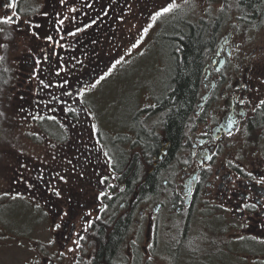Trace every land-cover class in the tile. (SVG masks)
<instances>
[{
	"label": "flooded vegetation",
	"instance_id": "obj_1",
	"mask_svg": "<svg viewBox=\"0 0 264 264\" xmlns=\"http://www.w3.org/2000/svg\"><path fill=\"white\" fill-rule=\"evenodd\" d=\"M6 2L0 0V16L11 11L3 7ZM102 2L87 0L92 7L82 8L86 24L97 20L93 31L101 28L98 24L102 20L99 17ZM55 4V0H18L20 28L13 31L16 25L11 28L0 25L5 29L0 33V42L8 45L0 48V56L5 57L0 61V98L6 92L13 94V105L32 115H47L52 111V105L45 106L50 100L48 92L55 91L59 95V90H40L37 94L36 81L30 80L33 60L27 49L38 53L41 41L28 36L23 21L42 20L39 12L52 13L56 10ZM189 6L179 8L178 20L167 15L166 24L173 22L170 29L175 24L174 29L184 30L199 23L195 7ZM239 10L244 35L236 40L234 27L228 25V31L219 36L205 66L200 101L183 142L172 152L163 137L162 125L154 123L158 114H154L153 109L158 98L151 106L136 108L130 121L114 126L112 133H109L111 127L83 116H67L61 123L54 117L49 119L48 115L42 121L29 119L37 128L34 137L48 142L53 153L31 162L33 165L29 167L36 175L32 181L28 182L23 175H26L25 169L18 166V183L4 185L6 192L0 191V231L16 238L19 244L9 245L22 246L28 258L26 264H154V251L158 240L169 233L171 217H180L185 224L194 214L229 234L231 240L238 242L241 252L257 254L246 256L249 264H264V243H261L264 227L260 226L264 215L239 207L245 197H251L249 203L256 198L264 202V187L253 181H247V189L239 181V187H233L228 179L237 172L228 165L229 159L256 175H264V108L253 110L259 99H264V85L259 83L264 76V0L253 1V4L243 0ZM212 19L215 18L206 20ZM97 72L76 89L82 91ZM71 81L74 82L73 76ZM256 88L260 91H254ZM241 98L245 100L243 105ZM62 100H67L79 114L83 113L76 100L68 97ZM68 104L55 103V110L66 109ZM4 122L0 119V138L8 140L10 134L3 128ZM92 125H96L97 131ZM155 135L160 139L157 150L153 148ZM58 149L62 153L59 154ZM53 154L56 161L51 159ZM237 155L239 160H236ZM205 156L212 159L205 160ZM56 171L68 177L67 184L54 179ZM101 179L105 181L103 184L99 183ZM49 183L60 188L61 198L49 191ZM101 191L105 196L98 199ZM16 199L26 200L33 206L35 225L25 233L6 223V204ZM64 212L68 215L61 220ZM89 212L91 217L87 215ZM97 216L100 219H96ZM88 220L93 221L92 227L83 232ZM57 223L61 228L53 231ZM74 231L80 232L86 240L81 241V250L67 253V247L73 246L69 238H76ZM51 239L57 243L49 245ZM149 244L153 247L148 248ZM9 245L0 241V250ZM61 251L66 255L59 256ZM162 260L169 263L167 259Z\"/></svg>",
	"mask_w": 264,
	"mask_h": 264
},
{
	"label": "rangeland",
	"instance_id": "obj_2",
	"mask_svg": "<svg viewBox=\"0 0 264 264\" xmlns=\"http://www.w3.org/2000/svg\"><path fill=\"white\" fill-rule=\"evenodd\" d=\"M210 1H213L212 4ZM238 1L188 0L186 3L185 0H175V3L179 8L185 5L195 7L196 19L220 17L222 24L220 35L228 31V25H232L234 38L240 40L244 34L240 25L242 15L238 9ZM167 2L170 0H103L99 15L102 20L98 24L101 28H96L94 31L91 30L92 28L88 29L89 35L82 33L80 43L76 46V52L82 53L79 58L84 61V67L75 75V88L77 84L86 83L93 72L98 71L83 88V90L87 88L88 91L83 97V102L80 103L83 113L79 114L78 110L75 111L78 117L96 119L103 126L111 127L109 133H112L114 126L130 121L136 108L151 106L167 89L173 75L170 40L176 35L177 30H181L174 29L177 24L172 29L169 28L173 22L166 24L167 15L153 20ZM82 8L78 13L77 21L81 26L86 24ZM221 8L224 10L221 11ZM178 15V11L169 14L175 19ZM145 29L147 32L144 31ZM89 39H93V44H90L95 48L89 47L90 44H87ZM68 40L71 41L72 38L68 37ZM117 60L121 63L116 64ZM101 76L104 79L95 88H90L89 86ZM2 95L0 112L4 115L0 116V119L5 120L3 128L10 134L8 140L0 138V191L4 193L7 188L4 189V185L18 183L16 180L19 176V173H16L18 166H26L23 167L26 175H23L30 182L36 176L34 170L29 167L33 165L31 162L37 161L41 156L50 155L53 151L50 150L48 142L34 137L37 128L30 124L29 119L32 114L30 112L28 114L25 110L19 111L16 105H13V94L6 92ZM47 115L60 122L61 119L69 116V113L59 109L48 111ZM47 115L41 114L43 117ZM154 123L161 124L160 115L156 116ZM62 150L65 152V147ZM60 153L62 152L59 151ZM29 159L30 161L27 162L26 160ZM6 206L8 212L5 210L4 215L8 216L6 223L9 226L24 233L34 227L35 217L30 202L16 199L8 202ZM183 222L180 217H171L170 231L158 240L159 244L154 251V264H166L162 259H167L168 264H176L177 261L172 254L178 256L177 264H198L203 259L216 264L218 252L228 255V259L218 261V264L231 262L233 259H240L241 264H249L250 260H247L246 256L257 255L249 251L241 252L243 250L238 242L231 240L229 234L213 228L209 220H203L196 214L185 224ZM2 240L6 245L12 242L19 244L16 238L13 239L10 234L0 231V241ZM167 250H170L169 253ZM24 252L21 245L1 248L0 264H26L28 258Z\"/></svg>",
	"mask_w": 264,
	"mask_h": 264
},
{
	"label": "snow or ice",
	"instance_id": "obj_3",
	"mask_svg": "<svg viewBox=\"0 0 264 264\" xmlns=\"http://www.w3.org/2000/svg\"><path fill=\"white\" fill-rule=\"evenodd\" d=\"M56 2V10L52 13L48 11L39 12V15L42 17L40 21H34L32 19L24 20L23 23L27 25L26 32L30 38H35V40H40L41 44L37 47L39 48V52L37 53L32 48H28V55L33 60V68L30 76V80L36 81L37 88L36 92L39 93L40 90H59V95L56 94L55 91H49L48 95L50 96V100L45 103V106L52 105L53 110H55V103L60 104H68L67 100H62V97H68L70 99L76 100L77 103L83 102V97L88 91L85 88L83 91L79 89H75V85L71 81V77L76 75L83 67L84 61L79 57L82 53L76 52V46L80 43L81 34L86 33L88 29L92 28L93 25L96 24V20L92 19L91 23L84 24L81 26L77 23L79 16L78 13L81 10V7L86 6L88 8L92 7V4L87 3V0H55ZM187 3L188 0H185ZM4 8L11 10L10 12H6L5 15L0 16V25L8 26L11 28L12 25H16L13 31H16L20 28V18L18 16V0H7V2L3 5ZM179 10V5L175 3V0H170L164 6L161 7L160 11L156 13L153 17V20H156L159 17L172 14L175 11ZM221 11L224 9L221 8ZM39 11V10H37ZM107 15V13H105ZM49 25V27L45 28V25ZM40 30V31H38ZM5 31L4 28L0 27V33ZM41 31L44 32V35H41ZM147 32V29L144 30ZM68 37H71L72 40L69 41ZM8 36H5V39H8ZM8 45L0 42V48H7ZM236 47H239L237 45ZM59 49L60 51H57ZM5 59L4 56H0V61ZM121 61L117 60L116 64H120ZM115 67V65H113ZM6 71V69H5ZM104 77L101 76L100 79L96 80L95 83H92L89 87L95 88L97 84L103 80ZM77 82L79 83V77H77ZM261 85H264V76H262L259 80ZM247 88V86H245ZM74 89L77 93L74 96ZM254 91L259 92L260 89L256 88ZM245 100L241 98L240 104L243 105ZM248 103L251 104L252 101L248 100ZM256 108H264V99H259L258 103L255 104L253 110ZM67 113H74L76 109H74L70 104L66 109H62ZM4 113L0 112V116H3ZM27 119V117H26ZM31 119L42 121L44 119L43 116L40 115H31ZM49 119H54L53 117H49ZM92 129L97 131L96 125H92ZM232 133L229 132V137H231ZM105 156H108V153H104ZM52 161H56V155L53 154L51 157ZM205 160L210 161L212 159L211 156H205ZM239 155L236 156V160H239ZM69 164L72 163L71 160L68 161ZM187 163V161H185ZM228 165L233 166L237 169V172L233 176H229L233 187H239L237 182L239 181L242 184H245V188L247 189V181L255 182V185H259L264 187V175H256L252 171L246 170V168L241 167L240 164H234L232 159L228 160ZM21 167H26L25 165H21ZM207 171H211V167L207 169ZM80 178L83 179V172L80 174ZM217 179H219V174H217ZM43 179V177H41ZM54 179L63 182L64 184L68 183V177L63 174L61 171H56ZM105 181L101 179L99 183L103 184ZM49 191L54 194L57 198H61L62 193L60 188L55 187L49 183ZM105 196L104 192H100L98 194V199L103 198ZM14 199L16 197H13ZM231 197H229L230 199ZM251 197H245L241 202L239 207L248 210H254L259 215H264V202H262L259 198H256L254 202L249 203L248 200ZM39 207V205H37ZM220 207H224L220 205ZM228 211L227 208L224 209ZM68 213L64 212L60 219L62 220L64 216H67ZM89 217L92 216V213H87ZM96 219H100L99 216ZM87 224L86 228H83V232H87L88 228L92 227L93 221L88 220L85 221ZM260 226L264 227V220H261ZM61 228V224L57 223L54 226L53 231ZM73 235L76 237L75 239H71L70 243L73 246L67 247V253H74L78 250H81V241H85L86 237L82 235L80 232H73ZM243 239V237H241ZM57 241L55 239H51L48 241L49 245L56 244ZM264 243V241H261ZM148 248H152L153 245H147ZM59 256L63 257L66 255L64 251L58 253Z\"/></svg>",
	"mask_w": 264,
	"mask_h": 264
},
{
	"label": "trees",
	"instance_id": "obj_4",
	"mask_svg": "<svg viewBox=\"0 0 264 264\" xmlns=\"http://www.w3.org/2000/svg\"><path fill=\"white\" fill-rule=\"evenodd\" d=\"M247 1L253 4V1L258 0ZM242 2L243 0L238 1L239 9L242 6ZM221 31L220 17H216L212 21L201 19L198 24H192L184 30H177L174 38L170 40L173 75L169 80L167 89L157 99V106L153 109L154 114L161 116L163 137L168 143L169 152H172L184 140L185 130L188 128L197 103L200 101L202 83L205 77V66L215 50ZM92 42L93 39L87 44ZM89 47L95 48L91 44ZM75 79L76 76L74 75L73 80ZM78 85H76V88ZM76 95L75 93L74 96ZM69 116L78 117L76 112L69 113ZM159 144L160 139L155 135L154 150L159 148ZM172 255L176 261L179 260L176 254ZM217 257L218 259L215 260L216 264H218V261L228 259V255L222 252H218ZM235 260L233 259L231 262H224L223 264H241L240 259ZM198 264L211 263L203 259Z\"/></svg>",
	"mask_w": 264,
	"mask_h": 264
}]
</instances>
